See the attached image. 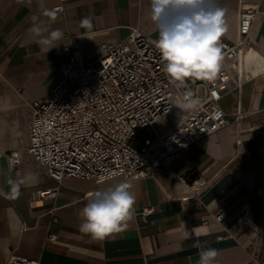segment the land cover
Here are the masks:
<instances>
[{
    "label": "crops",
    "instance_id": "crops-1",
    "mask_svg": "<svg viewBox=\"0 0 264 264\" xmlns=\"http://www.w3.org/2000/svg\"><path fill=\"white\" fill-rule=\"evenodd\" d=\"M215 3L225 11L227 30L220 38L228 43L238 37L240 6L255 7L245 52L252 50L263 61L259 66L239 65V90L220 100L229 120L225 128L179 152L169 173L154 171L129 183L136 197L133 216L119 232L101 240L81 231L82 209L93 192L120 180L98 185L70 177L58 184L47 176L27 152L32 103L59 81L66 48L80 50L89 61L101 44L125 41L134 31L157 37L151 0H0V264L11 255L39 264H198L199 252L208 248L218 253L212 264H261L264 0ZM85 18L90 28L82 24ZM56 29L63 37L48 50L39 41ZM165 119L170 123L161 126ZM174 120L167 116L159 126L165 129ZM10 152H18V167L9 163ZM190 172L193 180L204 183L197 196L177 179ZM56 187L54 200L35 196ZM146 205L154 212L144 222L136 214ZM218 206L226 209L222 222L212 217ZM243 217L253 229L243 226ZM48 235H54L55 242H48Z\"/></svg>",
    "mask_w": 264,
    "mask_h": 264
},
{
    "label": "built area",
    "instance_id": "built-area-1",
    "mask_svg": "<svg viewBox=\"0 0 264 264\" xmlns=\"http://www.w3.org/2000/svg\"><path fill=\"white\" fill-rule=\"evenodd\" d=\"M254 13L255 7L240 6L237 40L228 43L220 38L223 60L216 78L187 79L179 88L164 71L166 62L156 46L158 36L134 31L125 41L101 44L89 61L80 50L66 48L68 58L60 68L59 81L32 103L28 154L58 184L70 177L98 185L112 180L130 183L154 171L169 173L179 152L228 125L220 100L240 88L239 61L246 51ZM191 99L199 101L195 108L180 107ZM167 116L175 120L163 129L159 121ZM7 157L13 167L21 164L18 152ZM192 177L194 172L178 180L197 196L204 183ZM58 189L39 190L35 196L54 200ZM153 212L154 207L146 205L136 215L145 222ZM212 217L222 222L225 207L218 206ZM242 224L254 228L246 217ZM55 240L48 235V242ZM5 264L39 262L11 255Z\"/></svg>",
    "mask_w": 264,
    "mask_h": 264
},
{
    "label": "clouds",
    "instance_id": "clouds-1",
    "mask_svg": "<svg viewBox=\"0 0 264 264\" xmlns=\"http://www.w3.org/2000/svg\"><path fill=\"white\" fill-rule=\"evenodd\" d=\"M48 14L54 16V13ZM224 15V9L215 0H151L150 18L158 33L156 46L166 62L164 71L176 87L185 85L187 79L212 81L216 78L223 60L219 41L227 30ZM82 24L91 27L88 18ZM33 31L39 33L40 29ZM62 37L63 32L56 29L39 42L49 46V50ZM198 103L191 99L180 107L193 109ZM131 188V184L120 182L93 192L82 209L81 231L101 240L119 232L134 213L136 197ZM185 235L188 236L187 231ZM217 255L215 249L202 250L198 264H212Z\"/></svg>",
    "mask_w": 264,
    "mask_h": 264
},
{
    "label": "bare ground",
    "instance_id": "bare-ground-1",
    "mask_svg": "<svg viewBox=\"0 0 264 264\" xmlns=\"http://www.w3.org/2000/svg\"><path fill=\"white\" fill-rule=\"evenodd\" d=\"M263 59L254 51H247L245 54L240 58V69L243 63L246 65L254 64V65H261Z\"/></svg>",
    "mask_w": 264,
    "mask_h": 264
},
{
    "label": "rangeland",
    "instance_id": "rangeland-1",
    "mask_svg": "<svg viewBox=\"0 0 264 264\" xmlns=\"http://www.w3.org/2000/svg\"><path fill=\"white\" fill-rule=\"evenodd\" d=\"M174 119H175V117L174 116H172ZM170 123V120L169 119H165V120H163L162 122H161V126H165V125H167V124H169ZM180 176V175H179ZM178 176V177H179ZM178 177H177V179H178ZM227 215V214H226Z\"/></svg>",
    "mask_w": 264,
    "mask_h": 264
}]
</instances>
